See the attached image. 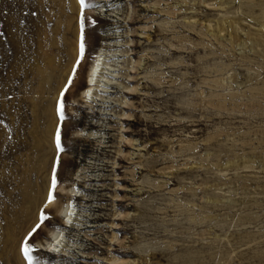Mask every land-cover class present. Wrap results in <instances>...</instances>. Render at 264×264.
Here are the masks:
<instances>
[{
    "label": "rangeland",
    "instance_id": "rangeland-1",
    "mask_svg": "<svg viewBox=\"0 0 264 264\" xmlns=\"http://www.w3.org/2000/svg\"><path fill=\"white\" fill-rule=\"evenodd\" d=\"M26 237L33 264H264V0H0V251Z\"/></svg>",
    "mask_w": 264,
    "mask_h": 264
},
{
    "label": "bare ground",
    "instance_id": "bare-ground-1",
    "mask_svg": "<svg viewBox=\"0 0 264 264\" xmlns=\"http://www.w3.org/2000/svg\"><path fill=\"white\" fill-rule=\"evenodd\" d=\"M70 44L73 45V47H74L75 39L72 40V41H69V44H68L69 46L68 47H63L62 46L60 49H58V51L60 52V55L61 56L58 59L59 62L57 64H59V65L61 64L62 65L63 59L65 57L67 58V60L72 61V60H70V59H73L72 54H70ZM73 47H72V49H74ZM106 57H107L106 55H103L100 52V54L93 61V63L91 64V66L89 67V69L87 71L86 81H85L86 88L81 93V98L86 99L87 102H89V101L92 102V100H94L95 97H98L101 93H107L108 92L107 89L110 88V86L112 85L113 80L115 79V76L113 74V73H115V71L111 68V65L108 64V61L110 59L108 60ZM59 67H58V69H59ZM48 78H47V80H49L48 83H51L52 81H55L56 82V80H57L56 77L53 78V76L50 77V75H49ZM57 81H58L57 83H59L60 86L64 83V79H62V78L61 79H58ZM51 84H53V82ZM43 85L47 86L48 84L47 85L46 84H43ZM45 86H43V87L45 88ZM46 88H49V87L47 86ZM99 88H103V89H99ZM48 113H49V111H48ZM41 114H43V113H41ZM34 148H37V145ZM26 174H27V172H26ZM31 185L32 186L29 187V190L27 192L28 196L29 195H32V199L30 200L29 205H31L32 207L33 206L34 207H36V206L38 207L39 205L42 204L41 199H38V198L41 197L42 194L37 190L38 188H36V186H34V184H31ZM41 198L43 199V197H41ZM43 201H44V199H43ZM51 204H52V202H51ZM28 213H29V211L26 214L28 215ZM72 213H73V208H71L69 206V202L66 205L62 206V208L59 211V215L63 218V224H64L65 228H67V226L69 224L71 225V223H72L70 221L71 220ZM27 215L23 217L25 219H23V221L21 220L22 221L21 223H24V224L26 223L27 224V222H28V220H27L28 216ZM7 235H8V239L9 240L12 239V231H10V233L7 234ZM63 238H64L63 231H60V230H52V231H50L48 233L47 240H45L43 243L39 244L38 246H39L40 249H42L43 251H46L48 253H52V254H54V253H61L63 251H67L66 249H64L65 248V245L63 244V242H64ZM2 245H4V244H2ZM12 253L13 252H12L11 244H7V243H6V245H4L2 247V249L0 251V255H2V254L4 255L5 254L6 256H8V257L5 256V259H7L6 262L7 261L8 262H11V260L13 262L12 255L13 254L17 255V253H13V254ZM3 255H2V257H0V259L1 258H4ZM17 257L18 256H16L15 259ZM17 260H18V258H17ZM14 264H18V263H14Z\"/></svg>",
    "mask_w": 264,
    "mask_h": 264
},
{
    "label": "snow or ice",
    "instance_id": "snow-or-ice-1",
    "mask_svg": "<svg viewBox=\"0 0 264 264\" xmlns=\"http://www.w3.org/2000/svg\"><path fill=\"white\" fill-rule=\"evenodd\" d=\"M84 0H80L81 5H83ZM83 52H84V43H83V36L81 37V44H80V53L81 56H83ZM79 62V61H78ZM71 82V81H70ZM63 95V94H62ZM62 107V106H61ZM57 147L59 148V133H57ZM56 187V179H55V175L53 176L52 179V188L54 189ZM52 202V193H49V203ZM45 217L43 216V214L41 215V223H43ZM41 226V224H37L36 227L32 230L31 233H29V237L32 236V234L34 232H36V230ZM28 238L26 237L24 244L22 245V251L23 254L25 256V258L28 261V264H33V257L30 255V253L33 251V249L31 247H29L28 243H27ZM35 264H39V260L35 261Z\"/></svg>",
    "mask_w": 264,
    "mask_h": 264
}]
</instances>
